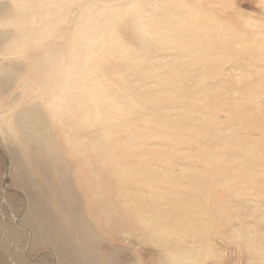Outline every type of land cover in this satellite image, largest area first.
<instances>
[{
  "label": "bare ground",
  "instance_id": "obj_1",
  "mask_svg": "<svg viewBox=\"0 0 264 264\" xmlns=\"http://www.w3.org/2000/svg\"><path fill=\"white\" fill-rule=\"evenodd\" d=\"M199 6L0 0V264H264V61Z\"/></svg>",
  "mask_w": 264,
  "mask_h": 264
},
{
  "label": "rangeland",
  "instance_id": "obj_2",
  "mask_svg": "<svg viewBox=\"0 0 264 264\" xmlns=\"http://www.w3.org/2000/svg\"><path fill=\"white\" fill-rule=\"evenodd\" d=\"M183 1L188 2V4L200 3L199 8H201V9L204 8L203 9L204 13H207L206 11L208 10V8H210L208 10V13H210L209 15H212V16L214 15L215 18L220 17V18L216 19L215 24L218 28L220 27L221 31H223V33L225 34L224 37L229 38V37H233V36L237 37V35H240V36H238V38L244 39L246 41L247 36L252 33L251 35H253V36H251V37L248 36V37L251 39L252 38H254V39H252L251 40L252 42H250L249 38H248V42H247V43H249V45L247 46L249 49L248 52L250 53L248 55L249 57L247 55L243 56V57H239V59H240L238 62L239 65H237L235 58L227 59V61H229V62H227L228 66L231 67V65H234V66L236 65L235 67H239V66L241 67V63L243 61L242 59H244V61L242 63V65H244V66H242V67L246 66L245 62L247 61V59H249L250 61H253L252 59L259 60V58H260V59H263V61H264V51H263V49H264V44H263L264 43V18H263L264 17V8H263V6H261L264 4V2H263L264 0H262V1L261 0H183ZM258 5L262 9L257 7ZM211 8H212V10H211ZM215 8H216V10H215ZM218 10H220V11H218ZM224 10L226 11L225 15L223 17L218 16L219 12H224ZM262 18H263V20H262ZM252 20L253 21L255 20L254 25H252L253 24ZM200 21H205V20L203 19V20H199L197 22H200ZM245 21L247 23H245ZM248 24H249V26H248ZM257 24H258V27H256ZM254 28L255 29L257 28V29L255 30ZM259 28H261V29L259 30ZM236 33H237V35H236ZM227 35H229V36H227ZM241 36H243V37H241ZM244 36H245V38H244ZM253 40H255L256 43H254V45L250 47V45H252V43H253ZM247 43H244V45H242V43H236L239 45V47L237 48V46L235 44L236 50L243 49L244 46L247 45ZM257 43H259V44L257 45ZM260 43H261V45H263L262 48L260 46ZM256 45H257V47H256ZM260 49H262V50H260ZM221 51L223 52V49L219 50V52H218L219 55L216 53L218 56L215 55V56H217V59H216L217 61H220L221 58L224 57V55L220 56ZM223 54H224V52H223ZM215 56L211 55L210 59L212 57L215 58ZM192 58H195V57L193 56ZM216 60H214V61H216ZM225 61L226 60H224V62ZM227 63L225 64V66L223 65L226 68L228 67V66H226ZM234 66H232V67H234ZM246 67H253V66L249 65ZM232 72H233L232 74H234L235 71H232ZM235 73L236 74H234V75L238 76L239 70L236 71ZM239 77H240V75L236 78H239ZM229 86H231V89ZM229 86H227V87L225 86L226 90H228V91H230L234 88L233 85H229ZM0 153L4 154L1 150V148H0ZM4 168L5 169H4L3 174L0 175V204L1 205L6 204L5 197L7 195L20 194L17 190H15L13 187H11L8 184V178H7V173H6L7 165H5ZM0 218H1V215H0ZM9 222L16 224V219L11 218L9 220ZM248 222H252V221L248 220ZM258 229L259 228L255 227L252 230H258ZM211 239L214 243V247L218 251V254L222 255L227 262L239 264V261L237 260L238 254L235 252L233 245L227 243L224 238H222L220 236L218 237L217 234H215V233H213L211 235ZM25 247H26L25 244H22V245L17 246V247H11L10 251L13 250L16 253L18 252V253H22L23 255H25L23 257V260L26 261L28 259L27 261L29 263H27V264L38 263L39 258L43 254H45L44 252H40L36 255V257L32 258L30 256V253H29V248L28 247L25 248ZM23 251H24V253H23ZM4 264H13V263H11V261H8Z\"/></svg>",
  "mask_w": 264,
  "mask_h": 264
}]
</instances>
